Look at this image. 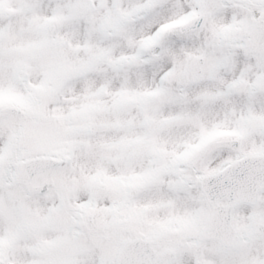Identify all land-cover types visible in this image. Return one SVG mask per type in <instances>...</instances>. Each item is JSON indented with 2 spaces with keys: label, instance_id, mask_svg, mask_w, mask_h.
Returning <instances> with one entry per match:
<instances>
[{
  "label": "snow or ice",
  "instance_id": "6c2138e0",
  "mask_svg": "<svg viewBox=\"0 0 264 264\" xmlns=\"http://www.w3.org/2000/svg\"><path fill=\"white\" fill-rule=\"evenodd\" d=\"M0 264H264V0H0Z\"/></svg>",
  "mask_w": 264,
  "mask_h": 264
}]
</instances>
